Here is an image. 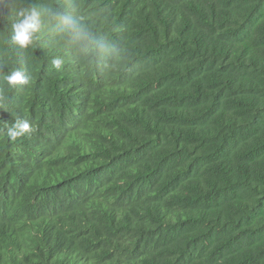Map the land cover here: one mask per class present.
I'll return each instance as SVG.
<instances>
[{"label":"trees","instance_id":"1","mask_svg":"<svg viewBox=\"0 0 264 264\" xmlns=\"http://www.w3.org/2000/svg\"><path fill=\"white\" fill-rule=\"evenodd\" d=\"M19 3L43 23L19 49L0 0V264H264V0Z\"/></svg>","mask_w":264,"mask_h":264},{"label":"clouds","instance_id":"2","mask_svg":"<svg viewBox=\"0 0 264 264\" xmlns=\"http://www.w3.org/2000/svg\"><path fill=\"white\" fill-rule=\"evenodd\" d=\"M46 19L49 25L60 27V30L66 35L68 41L78 50L85 53H91L100 50L102 45L95 40L91 32L79 20L73 19L65 13L48 10ZM7 19L11 22L10 40L19 49L25 50L36 43L37 33L41 31L42 19L40 11L35 7H25L19 3V0H11L10 15ZM55 68H60L62 61L59 58L51 60ZM8 85H25L28 83V76L19 69L11 70L4 76ZM7 125V122H5ZM32 131L31 122L27 118L15 117L14 121L7 126V136L15 141Z\"/></svg>","mask_w":264,"mask_h":264}]
</instances>
